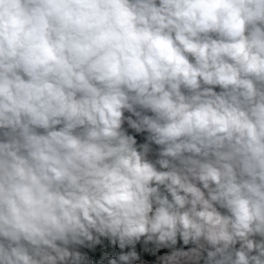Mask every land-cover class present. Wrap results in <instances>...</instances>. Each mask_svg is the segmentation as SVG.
I'll return each mask as SVG.
<instances>
[{
	"label": "clouds",
	"instance_id": "9594fccd",
	"mask_svg": "<svg viewBox=\"0 0 264 264\" xmlns=\"http://www.w3.org/2000/svg\"><path fill=\"white\" fill-rule=\"evenodd\" d=\"M0 264H264V0H0Z\"/></svg>",
	"mask_w": 264,
	"mask_h": 264
}]
</instances>
